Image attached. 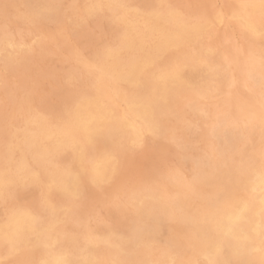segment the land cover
Masks as SVG:
<instances>
[{
  "label": "rangeland",
  "instance_id": "obj_1",
  "mask_svg": "<svg viewBox=\"0 0 264 264\" xmlns=\"http://www.w3.org/2000/svg\"><path fill=\"white\" fill-rule=\"evenodd\" d=\"M51 1L0 0V264H264V0Z\"/></svg>",
  "mask_w": 264,
  "mask_h": 264
},
{
  "label": "bare ground",
  "instance_id": "obj_2",
  "mask_svg": "<svg viewBox=\"0 0 264 264\" xmlns=\"http://www.w3.org/2000/svg\"><path fill=\"white\" fill-rule=\"evenodd\" d=\"M20 1V0H19ZM51 1V0H50ZM231 1V0H230ZM230 1H229V3H230ZM233 1V0H232ZM252 1V0H251ZM38 2V1H37ZM52 2V1H51ZM121 2V1H120ZM120 2H118V3H120ZM160 2V1H159ZM158 2V3H159ZM11 3V2H10ZM113 3H114V1H113ZM145 3V2H144ZM178 3H180V2H178ZM94 4V3H93ZM140 4V3H139ZM152 4V3H151ZM177 4V3H176ZM185 4V3H184ZM0 5H2V4H0ZM114 5V4H113ZM135 5V4H134ZM6 6V5H5ZM34 6V5H33ZM141 6V5H140ZM173 6H175V5H173ZM178 6H179V4H178ZM184 6V5H183ZM186 6V5H185ZM8 7V6H7ZM65 7V6H64ZM74 7V6H73ZM83 7V6H82ZM132 7H134V6H132ZM66 8V7H65ZM64 8V9H65ZM77 8V7H76ZM75 8V9H76ZM185 8V7H184ZM201 8V7H200ZM206 8V7H205ZM186 9V8H185ZM66 10V9H65ZM143 10V9H142ZM149 10V9H148ZM181 10V9H180ZM215 10V9H214ZM69 11V10H68ZM83 11V10H82ZM129 11V10H128ZM124 12V11H123ZM136 12V11H135ZM190 12V11H189ZM189 12H188V14H189ZM194 12V11H193ZM193 12H192V14H193ZM9 13V12H8ZM7 13V14H8ZM62 13H64V12H62ZM73 13V12H72ZM220 14V13H219ZM61 15V14H60ZM127 15V14H126ZM207 15V14H206ZM81 17V16H80ZM182 17V16H181ZM239 17V16H238ZM64 18H66V17H64ZM229 18V17H228ZM61 19H62V17H61ZM229 20V19H228ZM100 21V20H99ZM107 21V20H106ZM109 21V20H108ZM235 21V20H234ZM96 22V21H95ZM128 22V21H127ZM222 22V21H221ZM63 23V22H62ZM100 23H101V21H100ZM99 23V25H101ZM225 23V22H224ZM59 24V23H58ZM96 24V23H95ZM183 25V24H182ZM98 26V25H97ZM247 26H248V24H247ZM250 26V25H249ZM16 27H17V24H16ZM66 27H67V25H66ZM83 27V26H82ZM103 27V26H102ZM101 27V28H102ZM232 27V26H231ZM58 28H60L61 30H63L62 28H64V27H62L61 28V26L60 27H58ZM79 28H81V27H79ZM89 28V27H88ZM97 28V27H96ZM21 29V28H20ZM19 29V30H20ZM64 29H66V28H64ZM91 29V28H90ZM209 29V28H208ZM12 30H13V28H12ZM75 31V30H74ZM82 31V30H81ZM87 32H89V29H88V31ZM206 32V31H205ZM256 32V31H255ZM45 33V32H44ZM44 33H43V35H44ZM229 33V32H228ZM263 33H264V31H263ZM258 34V33H257ZM52 35H53V33H52ZM56 35V34H55ZM77 35V34H76ZM79 35V34H78ZM84 35V34H83ZM98 35V34H97ZM45 36H47V35H45ZM73 36V35H72ZM85 36H87V35H85ZM91 36V35H90ZM99 36V35H98ZM79 37V36H78ZM227 37V36H226ZM229 37H231L230 35H229ZM228 37V38H229ZM88 38V37H87ZM87 38H85V39H87ZM92 38V37H91ZM104 38V37H103ZM4 39V38H3ZM54 39V38H53ZM52 39V40H53ZM58 39V38H57ZM84 39V40H85ZM97 39V38H96ZM26 40V39H25ZM82 40V39H81ZM88 40V39H87ZM92 40V39H91ZM212 40V39H211ZM10 41V40H9ZM76 41H78V40H76ZM240 41V40H239ZM15 42V41H14ZM53 42V41H52ZM62 42H63V40H62ZM62 42H61V44H62ZM65 42V41H64ZM47 43V42H46ZM76 43H78V42H76ZM19 44V43H18ZM54 44V43H53ZM59 44V43H58ZM60 44V45H61ZM65 44V43H64ZM69 44V43H68ZM88 44V43H87ZM34 45V44H33ZM55 45V44H54ZM53 45V46H54ZM97 45H98V43H97ZM101 45H102V42H101ZM107 45V44H106ZM246 45V44H245ZM66 46V45H65ZM227 45L225 44V47H226ZM247 46V45H246ZM11 47V46H10ZM58 47V46H57ZM56 47V48H57ZM61 47V46H60ZM47 48V47H46ZM63 48V47H62ZM96 48V47H95ZM104 48V47H103ZM14 49V48H13ZM21 50V49H20ZM64 50V49H63ZM80 50V49H79ZM88 50H89V48H88ZM35 51V50H34ZM50 51V50H49ZM58 51V50H57ZM73 51V50H72ZM77 51V50H76ZM83 51V50H82ZM245 51V50H244ZM250 51V50H249ZM248 51V52H249ZM5 52V51H4ZM68 52V51H67ZM228 52V51H227ZM49 53V52H48ZM79 53V52H78ZM228 53H230V52H228ZM53 54V53H52ZM94 54V53H93ZM93 54H92V56H93ZM108 54V53H107ZM247 54V53H246ZM70 55H71V53H70ZM95 55V54H94ZM193 56V55H192ZM227 56V55H226ZM235 56H237V55H235ZM47 57V56H46ZM65 57V56H64ZM225 57V56H224ZM228 57V56H227ZM234 57V56H233ZM244 57V56H243ZM44 58V57H43ZM82 58V57H81ZM19 59V58H18ZM46 59V58H45ZM80 59V58H79ZM231 59V58H230ZM229 59V60H230ZM42 60V59H41ZM68 60V59H67ZM66 61V60H65ZM68 61H70V60H68ZM90 61V60H89ZM39 62H40V60H39ZM62 62V61H61ZM234 62V61H233ZM37 63V62H36ZM42 63V62H41ZM51 63V62H50ZM55 63V62H54ZM75 63V62H74ZM199 63V62H198ZM231 63H232V61H231ZM44 64V63H43ZM56 64V63H55ZM57 64H58V62H57ZM62 64V63H61ZM90 64V63H89ZM116 64V63H115ZM207 64V63H206ZM28 65V64H27ZM65 64H62V66H64ZM238 65H239V63H238ZM37 66V65H36ZM76 66V65H75ZM83 67H84V65H82ZM87 66V65H86ZM94 66V65H93ZM34 67V66H33ZM46 67V66H45ZM55 67V66H54ZM61 67V66H60ZM185 67V66H184ZM240 67V66H239ZM95 68H96V66H95ZM206 68V67H205ZM26 69V68H25ZM43 69H45V68H43ZM80 69H81V66H80ZM93 69V68H92ZM91 69V70H92ZM99 69H101V68H99ZM242 69V68H241ZM257 69V68H256ZM56 70V69H55ZM54 70V71H55ZM62 70V69H61ZM60 70V71H61ZM69 70V69H68ZM1 71V70H0ZM23 71V70H22ZM31 71V70H30ZM48 71H49V69H48ZM47 71V72H48ZM100 71V70H99ZM105 71V70H104ZM29 72V71H28ZM89 72V71H88ZM101 72V71H100ZM12 73V72H11ZM24 73V72H23ZM50 73V72H49ZM54 73V72H53ZM82 73V72H81ZM92 73V72H91ZM122 73H123V71H122ZM237 73V72H236ZM239 73H240V71H239ZM256 73V72H255ZM20 74H21V71H20ZM45 74V73H44ZM48 74V73H47ZM46 74V75H47ZM88 74V73H87ZM96 74V73H95ZM8 75V74H7ZM22 75V74H21ZM42 75V74H41ZM104 75V74H103ZM105 75H106V73H105ZM15 76V75H14ZM23 76V75H22ZM61 76V75H60ZM93 76V75H92ZM99 76H101L100 74H99ZM109 76V75H108ZM12 77V76H11ZM83 77V76H82ZM104 77V76H103ZM10 78V77H9ZM241 78V77H240ZM11 79H13V78H11ZM31 79V78H30ZM35 79V78H34ZM41 79V78H40ZM77 79V78H76ZM100 79V78H99ZM239 79V78H238ZM8 80V79H7ZM32 80V79H31ZM63 80V79H62ZM80 80V79H79ZM112 80H115V79H112ZM53 81V80H52ZM73 81H74V79H73ZM87 81V80H86ZM100 81H102V80H100ZM104 81V80H103ZM102 81V82H103ZM107 81H108V79H107ZM240 81V80H239ZM238 81V82H239ZM4 82V81H3ZM19 82V81H18ZM17 82V83H18ZM24 82V81H23ZM30 82V81H29ZM37 82V81H36ZM79 82V81H78ZM91 82V81H90ZM99 82V81H98ZM101 82V83H102ZM10 83V82H9ZM20 83V82H19ZM33 83V82H32ZM31 83V84H32ZM84 83V82H83ZM4 84V83H3ZM26 84V83H25ZM25 84H23V86L25 85ZM79 84V83H78ZM99 84V83H98ZM103 84V83H102ZM204 84V83H203ZM210 84V83H209ZM221 84V83H220ZM237 84V83H236ZM235 84V85H236ZM242 84V83H241ZM85 85V84H84ZM87 85V84H86ZM233 85H234V81H233ZM11 86V85H10ZM14 86H16V85H14ZM80 86H82V85H80ZM104 86V85H103ZM102 86V87H103ZM107 86V85H106ZM109 86V85H108ZM4 87V86H3ZM20 87V86H19ZM28 87V86H27ZM31 87V86H30ZM35 86H33L32 88H34ZM39 87V86H38ZM47 87V86H46ZM45 87V88H46ZM92 87V86H91ZM62 88V87H61ZM106 88V87H105ZM110 88H111V86H110ZM234 89H235V87H233ZM27 89V88H26ZM34 89H36V87L34 88ZM72 89V88H71ZM233 89V90H234ZM29 90V89H28ZM44 90V89H43ZM79 90V89H78ZM90 90V89H89ZM37 91V90H36ZM61 91H62V89H61ZM111 91V90H110ZM109 91V92H110ZM27 92V91H26ZM33 92V91H32ZM42 92V91H41ZM51 92H52V90H51ZM83 92V91H82ZM85 92V91H84ZM88 92V91H87ZM234 92V91H233ZM238 92V91H237ZM245 92V91H244ZM10 93V92H9ZM25 93V92H24ZM31 93V92H30ZM36 93V92H35ZM38 93V92H37ZM36 93V94H37ZM61 93V92H60ZM79 93H81V91L79 90ZM78 93V94H79ZM86 93V92H85ZM107 93V92H106ZM113 93V92H112ZM2 94V93H1ZM12 94V93H11ZM10 94V95H11ZM33 94V93H32ZM95 94V93H94ZM206 94V93H205ZM211 94V93H210ZM234 94V93H233ZM238 94V93H237ZM5 95V94H4ZM16 95V94H15ZM55 95V94H54ZM92 95V94H91ZM6 96H8V95H6ZM45 96V95H44ZM58 96V95H57ZM115 96V95H114ZM232 96V95H231ZM0 97H1V95H0ZM259 97V96H258ZM10 98V97H9ZM257 98V97H256ZM1 99V98H0ZM15 99V98H14ZM40 99V98H39ZM38 99V100H39ZM47 99V98H46ZM125 99V98H124ZM232 99V98H231ZM249 99H251V98H249ZM248 99V100H249ZM12 100H13V98H12ZM11 100V101H12ZM24 100V99H23ZM35 100V99H34ZM216 100V99H215ZM246 100V99H245ZM11 101H8V102H11ZM130 101V100H129ZM237 101V100H236ZM253 101V100H252ZM47 102H48V100H47ZM254 102V101H253ZM256 102V101H255ZM14 103V102H13ZM45 103V102H44ZM122 103V102H121ZM252 103V102H251ZM34 104V103H33ZM259 104H261V103H259ZM240 106V105H239ZM260 106V105H259ZM262 106V105H261ZM10 108V107H9ZM240 108H242V107H240ZM18 109H19V107H18ZM37 109V108H36ZM35 109V110H36ZM119 109H120V107H119ZM242 109H244V108H242ZM250 109V108H249ZM245 110V109H244ZM243 110V111H244ZM248 110V109H247ZM261 110H262V107H261ZM39 111V110H38ZM256 111V110H255ZM33 112V111H32ZM260 112V111H259ZM44 113V112H43ZM126 113V112H125ZM241 113V112H240ZM257 113V112H256ZM14 114V113H13ZM84 114H86V113H84ZM244 114V113H243ZM261 114V113H260ZM6 115V114H5ZM242 115V114H241ZM247 115V114H246ZM49 116V115H48ZM54 116V115H53ZM127 116V115H126ZM244 116V115H243ZM261 116V115H260ZM15 117V116H14ZM216 117V116H215ZM223 117V116H222ZM46 118V117H45ZM128 118V117H127ZM152 118V117H151ZM262 118V117H261ZM1 119V118H0ZM59 119V118H58ZM70 119V118H69ZM94 119H95V117H94ZM225 119V118H224ZM221 120V119H220ZM6 121V120H5ZM16 121V120H15ZM11 122V121H10ZM9 124V123H8ZM15 124V123H14ZM130 124V123H129ZM209 124V123H208ZM67 125V124H66ZM87 125V124H86ZM219 126V125H218ZM73 127V126H72ZM71 127V128H72ZM128 127H129V125H128ZM141 128V127H140ZM6 129V128H5ZM25 129V128H24ZM68 129V128H67ZM22 130V129H21ZM141 130V129H140ZM7 131H9V130H7ZM79 133V132H78ZM80 134V133H79ZM1 135V134H0ZM145 136V135H144ZM221 138V137H220ZM135 140V139H134ZM4 142V141H3ZM135 143V142H134ZM141 143V142H140ZM138 144V143H137ZM140 145V144H139ZM85 148V147H84ZM215 150V149H214ZM201 153V152H200ZM183 155V154H182ZM68 156V155H67ZM82 159V158H81ZM111 158H109L108 160H110ZM195 159V158H194ZM112 160V159H111ZM107 161V160H106ZM60 162V161H59ZM109 162V161H108ZM107 163V162H106ZM154 163V162H153ZM153 165V164H152ZM98 167H100V166H98ZM97 167V168H98ZM151 167V166H150ZM156 167V166H155ZM90 168V167H89ZM146 168V167H145ZM155 169V168H154ZM161 169V168H160ZM189 169V168H188ZM257 169V168H256ZM115 170V169H114ZM152 170H153V168H152ZM145 171V170H144ZM208 171V170H207ZM221 171V170H220ZM114 172V171H113ZM158 173V172H157ZM149 174H150V172H149ZM153 174H155V172H153ZM112 175V174H111ZM113 176V175H112ZM143 176V175H142ZM151 176V175H150ZM149 176V177H150ZM153 177V176H152ZM43 178V177H42ZM141 178V177H140ZM142 180V179H141ZM76 181V180H75ZM80 182V181H79ZM103 182V181H102ZM109 182V181H108ZM251 182V181H250ZM98 183V182H97ZM204 183V182H203ZM247 186V185H246ZM251 189H250V192H251V194H257L258 195V197H259V205H260V208H261V210H263L264 211V177H263V175L261 174V173H257L256 174V177H255V179H254V182H253V184L251 185V187H250ZM190 189V188H189ZM171 190V189H170ZM197 190V189H196ZM188 191V190H187ZM193 190H191V192H192ZM195 192V191H194ZM172 193V192H171ZM195 195V194H194ZM196 196V195H195ZM30 197V196H29ZM28 197V198H29ZM35 197V196H34ZM136 197V196H135ZM251 197V196H250ZM27 198V199H28ZM191 198V197H190ZM254 198V197H253ZM252 198V199H253ZM196 199V198H195ZM23 200V199H22ZM198 200V199H197ZM255 200H257V198L255 199ZM19 201V200H18ZM142 202V201H141ZM256 202V201H255ZM239 209H238V211L237 212H232V211H230L229 213H228V215H227V219L225 220V222L223 223V225L221 226V232H222V235L223 236H225V237H228V238H233V239H240V240H242L243 242H250V240L252 239L251 238V236H249V235H247V234H245V232L244 231H239V228H237L238 227V225H240L241 223H243L244 221H245V219L247 218L246 216H247V214H248V212H250V208H249V206H248V202H246V201H243V202H239ZM35 205V204H34ZM16 206V205H15ZM39 208V207H38ZM7 209V208H6ZM14 209V208H13ZM112 209V208H111ZM6 211H8V210H6ZM64 211V210H63ZM124 211V210H123ZM1 214V213H0ZM256 214V213H255ZM261 214V213H260ZM65 215V214H64ZM107 215V214H106ZM258 215V214H257ZM120 217V216H119ZM26 219V218H25ZM112 220V219H111ZM261 220V219H260ZM113 221V220H112ZM111 221V222H112ZM62 222V221H61ZM64 222V221H63ZM119 222V221H118ZM246 222H247V220H246ZM258 222H259V220H258ZM113 223V222H112ZM38 225V224H37ZM256 225V224H255ZM103 226V225H102ZM258 230L256 229L255 230V232L257 233L256 235L258 236V233L259 232H261V230H263L264 229V226H263V224L261 225L260 223H258ZM111 227V226H110ZM4 228V227H3ZM105 229V228H104ZM103 229V230H104ZM160 229V228H159ZM259 229H261V230H259ZM253 231V230H252ZM103 232V231H102ZM105 233V232H104ZM263 238V237H262ZM36 240V239H35ZM223 240V239H222ZM253 240V239H252ZM263 240V239H262ZM264 241V240H263ZM240 242V241H239ZM253 242V241H252ZM223 243V242H222ZM249 244V243H248ZM220 245V244H219ZM55 246V245H54ZM170 246V245H169ZM235 247H237V246H235ZM33 248V247H32ZM50 248V247H49ZM241 248V247H240ZM1 249V248H0ZM25 249V248H24ZM251 249H253V248H251ZM259 249V247H257V250ZM250 250V249H249ZM255 250H256V248H255ZM214 251V250H213ZM19 252V251H18ZM222 252V251H221ZM242 253V252H241ZM251 252H249V254H250ZM177 255V254H176ZM218 255V254H217ZM182 256V255H181ZM184 256V255H183ZM213 256V255H212ZM211 256V257H212ZM220 256V255H219ZM242 256V255H241ZM251 256V255H250ZM259 256V255H258ZM216 257V256H215ZM171 258V257H170ZM208 261H212L211 259H210V257L209 258H207V257H205ZM219 258V257H218ZM173 259V258H172ZM248 259V258H247ZM171 260V259H170ZM252 260V259H251ZM28 261H30V259L28 260ZM173 261V260H172ZM189 261V260H188ZM262 261V260H261ZM192 262V261H191ZM215 262V261H214ZM220 262H222V261H220ZM173 263V262H172ZM177 263V262H176ZM210 263V262H209ZM213 263V262H212ZM262 263V262H261ZM29 264H31V263H29ZM137 264H138V262H137ZM238 264V263H237ZM260 264V263H259Z\"/></svg>",
  "mask_w": 264,
  "mask_h": 264
}]
</instances>
